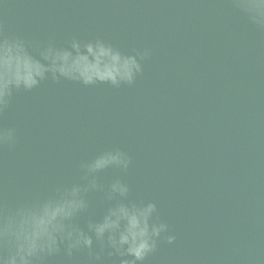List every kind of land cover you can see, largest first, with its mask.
Wrapping results in <instances>:
<instances>
[{"label": "water", "instance_id": "water-1", "mask_svg": "<svg viewBox=\"0 0 264 264\" xmlns=\"http://www.w3.org/2000/svg\"><path fill=\"white\" fill-rule=\"evenodd\" d=\"M0 25L37 47L99 38L149 53L131 85L48 79L13 93L0 112V129L16 130L0 144V203L80 182L82 163L118 149L128 170L99 182L122 179L168 224L143 264H264V30L233 0H3ZM89 200L99 218L102 194ZM47 264L89 261L62 251Z\"/></svg>", "mask_w": 264, "mask_h": 264}, {"label": "clouds", "instance_id": "clouds-1", "mask_svg": "<svg viewBox=\"0 0 264 264\" xmlns=\"http://www.w3.org/2000/svg\"><path fill=\"white\" fill-rule=\"evenodd\" d=\"M233 6L264 30V0H233ZM148 55L146 50L125 54L99 38L37 47L7 34L0 25V112L15 91H31L48 79L85 86L131 85L142 72L140 61ZM15 140L14 128L0 129V144L12 145ZM130 163L126 153L106 151L81 164L80 182L12 207L0 203V264H47L48 258L62 251L68 257L86 251L89 264H143L168 224L154 219L155 203L130 199V186L122 179L99 182L105 170L126 172ZM90 193L102 194L105 207L99 218L89 214ZM85 216L86 229L81 226ZM166 239L172 243L175 237Z\"/></svg>", "mask_w": 264, "mask_h": 264}]
</instances>
